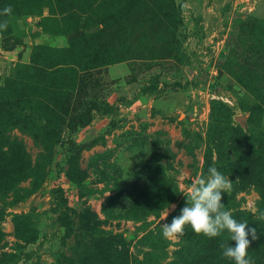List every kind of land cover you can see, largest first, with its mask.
<instances>
[{
  "label": "rangeland",
  "instance_id": "rangeland-1",
  "mask_svg": "<svg viewBox=\"0 0 264 264\" xmlns=\"http://www.w3.org/2000/svg\"><path fill=\"white\" fill-rule=\"evenodd\" d=\"M4 21L0 264H144L213 166L225 210L264 209V0H0Z\"/></svg>",
  "mask_w": 264,
  "mask_h": 264
},
{
  "label": "clouds",
  "instance_id": "clouds-1",
  "mask_svg": "<svg viewBox=\"0 0 264 264\" xmlns=\"http://www.w3.org/2000/svg\"><path fill=\"white\" fill-rule=\"evenodd\" d=\"M3 13L10 15L11 6H6ZM7 21L0 22V32L7 29ZM207 177L201 175L190 186L186 198V206L174 216L171 223L161 225L162 235L166 239L179 242L185 235V227L190 226L198 235L211 239L219 237L227 231L228 239L235 242L231 246L227 241L221 242L220 248L225 258L233 260L235 264H255L248 256V249L252 241L258 240L259 235L255 227H248V221H237L230 211L225 210L222 203L223 194L230 192L233 181L220 173L216 167H209ZM175 205L167 207L163 220L169 215V210ZM258 219L264 220V209H255ZM249 236L251 239H249Z\"/></svg>",
  "mask_w": 264,
  "mask_h": 264
},
{
  "label": "trees",
  "instance_id": "trees-1",
  "mask_svg": "<svg viewBox=\"0 0 264 264\" xmlns=\"http://www.w3.org/2000/svg\"><path fill=\"white\" fill-rule=\"evenodd\" d=\"M170 13L166 10H157L155 8H148V10L145 12L144 17L145 19L149 21H156L159 23V31L165 32V23L169 20ZM258 52V56H260V52ZM264 53V51H263ZM262 71V69H256L248 71L247 73L249 75H255L259 74ZM220 117V116H219ZM218 118V117H217ZM259 195L261 197V203L260 206H264V185L259 187ZM182 206H186V204L183 202V199H181L178 204L177 208L179 209ZM180 214V211L175 215L178 216ZM233 218L237 221H248V227H255L257 229V233L259 235V239L252 241L250 244V247L248 249V256L252 253L253 248L255 247H263L264 246V230H262L264 225V220L258 219V216H255V214L251 212H247L245 210L239 209L238 211L232 213ZM63 220H67V216L63 217ZM117 238V235L111 236L107 242L112 241V239ZM182 238L181 244H179V248L174 251V259L173 264H213V260L215 257H217L215 254L213 256V251L209 249V243L211 240H205L204 235H198L196 234L190 226L185 227V235L180 237ZM249 239L251 237L249 236ZM214 243H219V246L221 242L227 241L231 246H235L234 241H230L228 239V233L225 231L222 233L221 236L214 238ZM103 239H97L96 244L101 243ZM140 242L143 243V245L147 246V250L142 252L144 264H158V253L163 251L167 246V239L163 237L162 235V228L156 227L154 230L147 231L140 239ZM258 245V246H257ZM222 253L219 252V257H221ZM221 259V258H220ZM215 264H223L219 259L216 260Z\"/></svg>",
  "mask_w": 264,
  "mask_h": 264
},
{
  "label": "water",
  "instance_id": "water-1",
  "mask_svg": "<svg viewBox=\"0 0 264 264\" xmlns=\"http://www.w3.org/2000/svg\"><path fill=\"white\" fill-rule=\"evenodd\" d=\"M236 119H237L238 121H241L242 119H244V116H238V117H236Z\"/></svg>",
  "mask_w": 264,
  "mask_h": 264
}]
</instances>
